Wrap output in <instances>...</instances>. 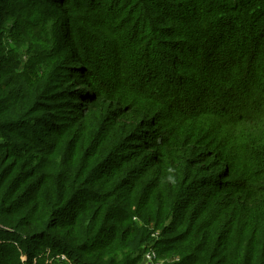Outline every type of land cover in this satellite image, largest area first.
<instances>
[{
    "label": "trees",
    "instance_id": "1",
    "mask_svg": "<svg viewBox=\"0 0 264 264\" xmlns=\"http://www.w3.org/2000/svg\"><path fill=\"white\" fill-rule=\"evenodd\" d=\"M264 264V0H0V264Z\"/></svg>",
    "mask_w": 264,
    "mask_h": 264
},
{
    "label": "rangeland",
    "instance_id": "2",
    "mask_svg": "<svg viewBox=\"0 0 264 264\" xmlns=\"http://www.w3.org/2000/svg\"><path fill=\"white\" fill-rule=\"evenodd\" d=\"M45 252H47L46 253V261H45V263L46 264H54V258H51L49 255H48V253H49V251H45ZM60 256V255H59ZM59 256H57L58 258H59ZM154 256L152 255L149 259H151V260H149L146 256H145V259L147 260V262H148V264H162L163 263V261L162 260H156V259H154L153 258ZM60 259V258H59ZM60 260H62V259H60ZM64 261H66V260H64ZM68 264H70V261L68 262V261H66Z\"/></svg>",
    "mask_w": 264,
    "mask_h": 264
},
{
    "label": "built area",
    "instance_id": "3",
    "mask_svg": "<svg viewBox=\"0 0 264 264\" xmlns=\"http://www.w3.org/2000/svg\"><path fill=\"white\" fill-rule=\"evenodd\" d=\"M152 255L155 256L153 252H151V253H147V254H146V257L149 259ZM59 258L62 259V260H66V261L69 262V260L65 257V255H60ZM153 258H154V257H153ZM149 260H151V259H149Z\"/></svg>",
    "mask_w": 264,
    "mask_h": 264
}]
</instances>
